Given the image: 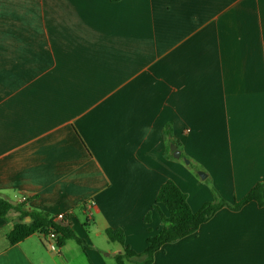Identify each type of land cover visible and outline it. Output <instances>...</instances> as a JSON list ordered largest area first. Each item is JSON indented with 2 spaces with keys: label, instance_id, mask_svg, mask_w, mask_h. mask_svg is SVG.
Wrapping results in <instances>:
<instances>
[{
  "label": "crops",
  "instance_id": "obj_1",
  "mask_svg": "<svg viewBox=\"0 0 264 264\" xmlns=\"http://www.w3.org/2000/svg\"><path fill=\"white\" fill-rule=\"evenodd\" d=\"M263 177L264 0H0V198L69 211L85 240L10 245L12 210L0 264L117 263L106 229L144 251L167 180L196 212L213 189L233 203ZM153 264H264V208L220 209Z\"/></svg>",
  "mask_w": 264,
  "mask_h": 264
},
{
  "label": "trees",
  "instance_id": "obj_2",
  "mask_svg": "<svg viewBox=\"0 0 264 264\" xmlns=\"http://www.w3.org/2000/svg\"><path fill=\"white\" fill-rule=\"evenodd\" d=\"M111 1L118 2L120 0ZM165 135L169 146L170 144L177 145V142L171 138L170 127L166 129ZM213 191V200L206 202L198 211L193 212L188 204L186 193L174 181L167 180L161 185L151 210L144 216V222L150 224L152 211L154 210L159 212L161 220V229L158 234L150 235L147 238V247L144 251L138 253L126 246L123 229H106L105 233L108 240L119 243L124 247L123 253L116 256L117 263L153 264L154 254L162 246L195 233L201 225L208 222L222 208L238 211L250 202H255L259 207L264 208V177L241 200L233 203L226 201L217 190L213 189ZM161 204L166 207L168 215L161 212ZM12 210L18 211L21 217L20 221L16 222L7 234L10 245L18 244L36 233L47 234L51 229L59 235L58 243L60 246H63L65 241L70 239L76 241L82 247L85 245V240L78 237L71 228L55 224L53 216L50 214L37 210L26 211L24 203L13 204L0 198V218H6ZM27 216L31 218L29 223L24 222V218ZM148 230L151 232L150 228Z\"/></svg>",
  "mask_w": 264,
  "mask_h": 264
},
{
  "label": "built area",
  "instance_id": "obj_3",
  "mask_svg": "<svg viewBox=\"0 0 264 264\" xmlns=\"http://www.w3.org/2000/svg\"><path fill=\"white\" fill-rule=\"evenodd\" d=\"M27 197L24 196L20 199V203H26L27 202ZM72 213L71 212H62L59 213L55 216H53L54 219V223L58 224L60 226H67L69 227V223H70V217H71ZM43 236V242L46 245V247L52 251V252H59L60 249V245L58 243V238L59 235L57 234V232L53 229H51L49 232H47V234H42Z\"/></svg>",
  "mask_w": 264,
  "mask_h": 264
},
{
  "label": "water",
  "instance_id": "obj_4",
  "mask_svg": "<svg viewBox=\"0 0 264 264\" xmlns=\"http://www.w3.org/2000/svg\"><path fill=\"white\" fill-rule=\"evenodd\" d=\"M170 150L172 151L174 158H177V159L181 158V152L175 144H171ZM184 161L187 164L189 163L187 159H185ZM198 174L202 179L206 178V174H204V172L199 171Z\"/></svg>",
  "mask_w": 264,
  "mask_h": 264
},
{
  "label": "rangeland",
  "instance_id": "obj_5",
  "mask_svg": "<svg viewBox=\"0 0 264 264\" xmlns=\"http://www.w3.org/2000/svg\"><path fill=\"white\" fill-rule=\"evenodd\" d=\"M210 186V185H209ZM212 187V186H211ZM212 193L214 194V191H212ZM213 197H214V195H213ZM111 263L110 264H118V263H116V262H113V261H110ZM127 264H134L133 262H128Z\"/></svg>",
  "mask_w": 264,
  "mask_h": 264
}]
</instances>
